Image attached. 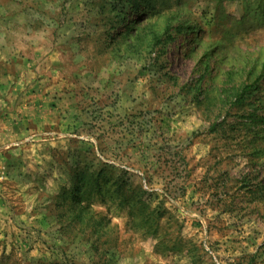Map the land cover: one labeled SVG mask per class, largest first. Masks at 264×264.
<instances>
[{
  "label": "rangeland",
  "instance_id": "1",
  "mask_svg": "<svg viewBox=\"0 0 264 264\" xmlns=\"http://www.w3.org/2000/svg\"><path fill=\"white\" fill-rule=\"evenodd\" d=\"M134 1L0 0V264H264V0Z\"/></svg>",
  "mask_w": 264,
  "mask_h": 264
},
{
  "label": "trees",
  "instance_id": "2",
  "mask_svg": "<svg viewBox=\"0 0 264 264\" xmlns=\"http://www.w3.org/2000/svg\"><path fill=\"white\" fill-rule=\"evenodd\" d=\"M139 5H140V0H135L134 1V10L135 11H138ZM137 14H138V12H137ZM135 23H136V21H134V20L129 22V24L121 31V33L126 34V33H129L130 31H132L135 28ZM82 186H83L82 183H77L76 185L74 184V186H73L74 194L80 193V191L82 190Z\"/></svg>",
  "mask_w": 264,
  "mask_h": 264
},
{
  "label": "bare ground",
  "instance_id": "3",
  "mask_svg": "<svg viewBox=\"0 0 264 264\" xmlns=\"http://www.w3.org/2000/svg\"><path fill=\"white\" fill-rule=\"evenodd\" d=\"M127 23H128V22H127ZM124 25H125V24H124ZM174 50H175V49H174ZM176 52H177V51H176ZM176 52H173V53H176ZM173 53H172V54H173Z\"/></svg>",
  "mask_w": 264,
  "mask_h": 264
}]
</instances>
